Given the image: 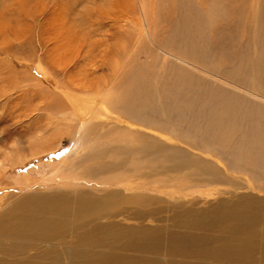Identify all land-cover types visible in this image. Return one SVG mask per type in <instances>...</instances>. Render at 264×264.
I'll list each match as a JSON object with an SVG mask.
<instances>
[{"label": "rangeland", "instance_id": "374dc122", "mask_svg": "<svg viewBox=\"0 0 264 264\" xmlns=\"http://www.w3.org/2000/svg\"><path fill=\"white\" fill-rule=\"evenodd\" d=\"M199 18L202 19L201 23ZM115 61L122 66L120 80L126 77L130 79L133 74H143L149 83L156 86L153 90L154 101L147 98V105L143 109L131 105L128 111L139 113L138 117L147 119V124H155L160 130L143 128L127 119L124 121V117L116 111L102 121L105 128L98 132L96 127L101 121H90L83 135L88 138L96 134L99 148L103 141L112 140L110 133L114 129L110 124L118 130L128 126L133 132L158 136L165 150L162 151L164 155L159 159V165H178L177 162L167 164L164 160L175 155L172 150L182 149L192 169L180 174L173 173L172 182L158 191L156 195L162 203L157 205L156 202V209H160V212L150 213L148 209L134 208L122 200L112 210H129L111 220L120 222L124 228H134L121 231L126 242L130 240L125 236L126 232L141 233V240L153 239L155 234L185 237L188 233L210 237V240L202 258L195 259L197 262L180 260V256L132 250L125 242L113 248L92 246L90 249L94 248L93 253L97 250V262L76 257L70 264H248L242 258L230 261L221 257L219 252L226 246L229 236L222 234L228 223L221 215L240 210L242 204L261 206L264 182L234 167L231 149L217 148L212 143L210 147L207 140L210 139V132L215 133L209 126L213 118L209 109L213 106L211 102L214 98H218L220 104L217 101L214 104H218L219 108L223 101L219 98L221 96H227L240 107V114L233 112L235 115L232 113V116L224 117L232 119L251 112V117L259 116L260 122L264 123V0H0V161L8 155L11 157L9 165L3 161L0 163V215L8 210L13 214L27 213L30 205L27 201L35 198L32 195L61 194L83 189L85 181L81 180V173H85V170L64 176L62 180L67 181L63 182H54L52 177V166L65 159L66 155L73 154L70 151L78 130L76 123L73 125V137L66 133L71 130L68 126L71 121L62 120L61 110L66 108L65 114H69L78 102L87 110L91 96L87 95V98L69 88L88 85L89 69L94 73V79L109 75ZM111 83L106 91L109 95L114 91L116 81L113 79ZM90 95L94 96L93 92ZM190 96L195 102L186 105L184 99ZM94 98L99 108L101 99L99 96ZM153 102L157 108L154 104L150 105ZM57 109H61L60 114ZM258 110H261V114ZM83 118L86 122L84 114L80 115V119ZM190 119L198 133L186 141V145L177 136L184 137L183 132ZM249 130L248 124L239 126L241 133ZM129 135L123 130L117 133V140L126 141L127 144H123L126 146L129 140H133V136ZM238 138L235 136L234 140ZM201 142L207 143V146ZM43 147L52 148V151L44 154V157L39 154L32 156L36 148ZM94 148L91 150L97 149ZM85 153L91 154L92 151ZM83 155L76 157L77 165L83 160ZM195 167L203 168L205 172L215 171L219 175L210 178L204 171L199 173ZM117 174L123 179L133 176L128 171ZM164 178L167 177L161 180ZM147 187L156 189L153 185ZM108 188L123 189L114 183ZM138 212L145 215L142 221L133 219ZM197 226L207 231L193 230ZM85 230H78L79 235L67 240L75 243L78 241L75 236L88 239L94 235L85 234ZM12 237L0 238V241H7L8 246L13 245L0 251V264H59L55 258L57 251L53 250L55 254L48 253L50 248L41 251L36 248L35 251L25 240ZM251 241L258 248L259 245L264 246L262 235L252 237ZM59 242L57 240L52 244L57 246ZM17 244L25 245V249L19 246L18 250ZM74 247L78 253L80 245ZM245 248L254 249L253 246ZM42 251L47 252L48 260L43 258L45 256L38 258ZM15 252L22 253L14 257ZM254 257L256 261L249 264H264V259Z\"/></svg>", "mask_w": 264, "mask_h": 264}, {"label": "bare ground", "instance_id": "6f19581e", "mask_svg": "<svg viewBox=\"0 0 264 264\" xmlns=\"http://www.w3.org/2000/svg\"><path fill=\"white\" fill-rule=\"evenodd\" d=\"M198 20L200 23L202 22L201 18H199ZM120 65L121 63L119 61H115L114 66L112 65L111 67V73L103 78H98V79L93 78L94 73L91 71V69H89V71H87V75L89 77L88 85L82 88H77L75 86H71V88H69L76 94L79 95L83 94L87 98L91 96L90 101L85 99V102L86 101L87 103L90 102L87 110H85L84 107L79 106L78 104L79 102L75 107L71 109L72 112L70 113L68 112L69 114H65L66 108L65 109L62 108V110L57 109L59 111V114H60V110L61 113L63 114L62 120L64 121L70 120L71 122H74L73 124H70L71 122L68 123V126L71 130H68V132L66 133H68V135L72 134L73 137V133H74L73 125H76V123L78 130L75 132L76 133V136H74L76 137L75 142L73 143V146L70 151V154L72 152L73 154L71 156L66 155L65 159H63L56 165L52 166L53 167L52 170L54 171L52 177L54 179V182L55 180L57 181L61 180V182H63L66 179L65 180L62 179L65 177H69L68 176L69 174H72L73 172L75 173L76 171L78 172V170H83V171L85 170V173L83 172L81 173L82 175L81 180L85 181V186H83V189L68 190L66 191V193L63 192L61 194L32 195L35 198H30L29 201H27L30 204L28 206L29 208L27 209V213L13 214L11 213L12 211L9 212L10 210L7 209L8 211H6L3 215L1 214L2 216L0 215V238L1 237L3 238V236L8 238L14 236L15 238L20 239L21 241L25 240L27 245H31L30 249L33 248L35 249V251H37V249H40L41 251L42 249L44 250L45 248L46 249L50 248L48 249L49 251L47 250L48 253L49 252L54 253L53 250L57 251L55 252L56 253L55 258L58 259L59 264H63V262L70 264V262L72 263V259L76 257H83L84 259L86 257L87 262H97L98 261V254L96 253L97 250L95 253H93L92 250L94 248L91 250L90 247L99 245V246H105L106 248L109 247L113 248L116 245H122L126 242V240L122 236L121 231L134 229V228H124L121 226L120 222H115L114 220H111L123 215L126 210H129V209L124 210V209H116V208L112 210L114 206L118 205L119 201L123 200L124 203L130 204L131 206H134V208L148 209L150 213L155 211L160 212V209H156V202L157 205H160V203H162L160 201V198L156 195L158 191H160L161 188L166 187L170 182H172L173 178L171 175L173 173L180 174L181 172L189 170L190 168L192 169L191 165L188 164L185 158V153L181 151L182 149L179 150L177 149L176 151V150H172L173 149L172 148L171 150L175 152V155H170L168 158H165L164 156L165 158L164 161H166L167 164L172 162H177L178 165L176 166L159 165L160 164L159 159H161V157H163L164 155V152L162 151L165 150L163 149L164 145H162L160 139L157 138L158 136L152 134L147 135V133H141L140 131L133 132L131 131L133 129H130L131 127L128 128V126L127 128H125L126 127L125 126L124 127L125 129L118 130V128L115 129L114 128L115 126L110 124V126L114 129V130L112 129L114 132L110 133L112 140L108 142L103 141V144H101L102 146L99 145L100 146L99 148H97L98 140L96 139L97 137L96 134H91L89 135L88 138H86L85 135H83L85 134L84 129L88 126L90 121H98V120L101 121V123L97 124L96 127L98 132L100 129L105 128L106 125L102 123V121L107 117L109 118L110 116L109 114L111 112H116V111L120 112L119 114L120 116L124 117L123 118L124 121L125 119H127L130 123L134 125L141 126L143 128L146 127L148 129H154L156 131L160 130L157 126H155V124H147L148 121L147 119L138 117L140 115L139 113L137 114L128 111V107L131 105L137 106L139 110L143 109V107L147 105V98L151 99V101H154L155 97L153 96V90L156 88V86H153L151 83H149L147 76L143 74H139V75L133 74L132 78L130 79L126 77L125 79L120 80L121 77H119L120 75L119 73H120V68H122V66L120 67ZM127 69H125V71ZM122 75H124V73H122ZM113 79L116 81L115 83L116 85L114 91L109 95L106 91L110 83L113 81ZM252 80H253L252 81L253 85H255L254 84L255 80L254 79ZM91 92H93L94 96L90 95ZM253 92H254L253 94H256L255 91ZM95 96H99L101 99V106H99V108L97 107L95 100H93L95 99L94 98ZM190 98L193 97L190 96L184 99L186 105H190L191 103L193 104L195 102V101L193 102V100ZM219 98L223 99L222 105L220 106L221 108L217 107L218 104H214L215 101L219 103L218 98H214L212 99L211 102L213 106H211V108L209 109V112H211V114L213 115V118L210 120L209 126H210V130H212L215 133L213 134L209 131L210 139L208 140L205 136L208 145L212 147V145H210L212 143L217 148L222 147L223 149L224 148L231 149L234 154V162H233L234 167H236L237 169H243L247 173H250L253 179L264 182V123L260 122L259 116L258 117L254 116L255 110H253L252 106L251 107L253 110L254 117H251L252 115L250 116L251 114L250 111H249L250 113H247V115L245 113L246 116L241 115L242 117H240V115L239 117L233 116L234 118L232 119H228L224 117L228 115L232 116L233 112H235V114H240L239 113L240 107H237L236 106L237 104L233 103V100L231 102L227 98V96L224 97L221 96ZM73 101L75 102V100ZM151 104H154V102L150 103V105ZM84 105L86 104H83V106ZM259 111L261 110H258V113L261 114V112ZM83 114L86 117L87 120L86 122L84 118L82 120L80 119V115ZM244 124L250 125V130L248 132L241 133L239 131V126ZM123 130H126V132H129L130 135L133 136V140L132 141L129 140L130 142L127 139H125L129 142V144L126 146L125 145L123 146V144H127L126 141L121 142L117 140V133ZM183 133H184V137L186 138L182 136L180 137L177 136V137L178 140L179 139L182 141L184 140V143L186 141H189L194 134L198 133L195 130L192 119H190V123L187 125ZM105 136L103 135V137ZM235 136L239 137L238 140H234ZM201 143L203 144V146L204 145L207 146V143L205 142H201ZM92 147H95L97 149L93 151L91 150ZM51 149L45 147L41 149L36 148L34 150L35 153L32 156H35L36 154L43 156L46 153H50L49 151H52ZM214 150L215 149H213V153ZM89 151H92V153L84 154V152H89ZM6 155H8V153ZM79 155L80 156L83 155L82 157L83 160H81V163L77 165L75 163V159ZM70 157L72 158L68 159ZM2 161L3 163H7L9 165L11 161V157H9L8 155L6 159ZM2 161H0V163H2ZM8 165L7 167H9ZM195 169L199 173L200 171L205 172V169L203 168L195 167ZM120 171L123 172L128 171V173H132L133 176L131 179L120 178L118 176L119 174H117ZM205 174L208 177L210 176V178H212V175L215 177H218L219 175L215 171L205 172ZM162 177H167V178L161 180ZM93 178L97 181L92 182L94 181ZM112 183H114L115 186H121L123 189H116V190L109 189L108 185H112ZM150 185H153L154 187H156V189L147 187ZM86 186H88V189H85ZM127 201H129L130 203H128ZM173 201L176 200L173 199ZM16 204H14V206H17ZM2 205L4 206V204ZM73 217L75 218L72 219ZM221 217L224 218L226 223H228L227 229L224 232H222V234L224 233L229 234V236L226 238L227 241L226 246L219 252L222 258H228V260L230 261L234 258H238V259L242 258L243 260L248 261L249 263L251 261H256L257 258L254 257V255L260 257L261 260L264 259V246L262 247V245L261 246L259 245L258 248L251 241L252 237L258 235L264 236V200L261 202V206L259 207H255V206L250 207L245 204H242L240 210L233 213H226L225 215H221ZM144 218H145L144 213L138 212L136 213V216L133 219L136 221H142ZM105 220H107L106 223ZM87 221L89 222L87 223ZM86 224H89V226L88 225L86 226ZM85 228L87 229V231L85 230V234L94 233V235L88 239H83L80 236H75L78 238V241H76L75 243L73 241L67 240L68 238H71L73 235H79L78 230H83ZM193 230L207 231V229H205L202 226H197L193 228ZM126 234L125 236L130 239V240L127 239L126 243H128L129 248L130 247L133 248L132 250L149 251L157 255L166 254L168 256H180L179 258L180 260H186V261L195 260L199 257L202 258L203 255L202 253L204 251V248L207 246L206 244L210 240V237H203L193 233H188L185 237H179L178 235L175 234H171L168 237H162L158 234H155L153 239L146 238L142 240L140 237L141 233L126 232ZM32 240H34L33 243ZM57 240L60 242L57 244V246H55L54 244ZM14 243L15 242H13V244ZM9 244H11V242H9ZM74 245H76V247L80 245L78 249L79 250L78 253ZM10 246H8L7 241H0V247H1L0 251L4 249H8V247ZM19 246L22 248L25 245L21 246L19 244L18 250H19ZM245 246H253L254 249L250 250L245 248ZM23 249H25V247ZM21 253L22 252L16 253L14 257L20 256ZM91 255H94L95 257ZM163 256L164 255H162V257ZM42 257L45 260H48L47 252L45 253L44 251H42V255L38 256V258L43 259ZM1 261L2 259H0V262ZM173 261L175 262V260ZM152 264H158V263L153 262ZM161 264L164 263L161 262Z\"/></svg>", "mask_w": 264, "mask_h": 264}]
</instances>
